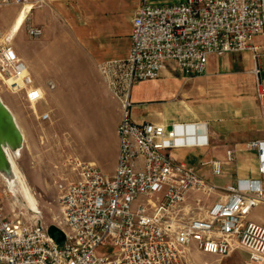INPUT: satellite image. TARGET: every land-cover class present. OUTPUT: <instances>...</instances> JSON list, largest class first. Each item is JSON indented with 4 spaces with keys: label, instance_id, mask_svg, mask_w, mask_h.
Instances as JSON below:
<instances>
[{
    "label": "built area",
    "instance_id": "built-area-1",
    "mask_svg": "<svg viewBox=\"0 0 264 264\" xmlns=\"http://www.w3.org/2000/svg\"><path fill=\"white\" fill-rule=\"evenodd\" d=\"M51 1L0 0V8L26 9L27 21L34 9ZM263 31L264 0H177L163 5L143 0L132 19L126 59L99 66L122 109L114 172L105 174L95 163L78 158L67 160L71 176L57 184V228L63 233L59 243L40 221L39 209H30L28 218L22 209L6 213L0 198V264H197L190 256L192 244L220 257L244 250L246 264H264V226L248 218L255 207L264 206L260 181L238 179L212 203L191 198L197 193L206 198L218 187L169 152L206 145L207 138L185 132L183 125L137 123L130 114L132 87L159 78L169 62L186 77L198 76L211 54L254 51L253 41ZM26 32L38 38L42 27L27 24ZM254 58L261 98L264 83L258 78L255 52ZM0 85L22 92L32 107L44 99L11 42L3 39ZM33 112L49 119L47 112ZM246 146L260 151L262 141ZM232 161L233 149H228L224 160L200 166L209 165L211 174L219 175L223 164ZM258 170L264 172L263 162ZM189 200L194 207L186 204Z\"/></svg>",
    "mask_w": 264,
    "mask_h": 264
},
{
    "label": "crops",
    "instance_id": "crops-1",
    "mask_svg": "<svg viewBox=\"0 0 264 264\" xmlns=\"http://www.w3.org/2000/svg\"><path fill=\"white\" fill-rule=\"evenodd\" d=\"M142 1L52 0L46 7L33 10L29 17L30 23L32 13L40 17L31 24L42 27V35L36 41L37 52L19 56L39 92L43 93L44 99L38 103H46L45 97L54 100L91 97L94 110L91 130L96 136L88 160L108 175L116 166L117 125L122 109L99 66L126 59L131 46L132 19ZM148 1L163 5L177 0ZM54 37L68 38L67 44L46 45ZM253 45L254 51L209 55L205 72L198 76L186 77L169 62L159 78L140 81L130 91V114L135 122L190 125L196 127L191 135L207 138L206 145L182 147L169 154L195 167L218 190L235 184L238 179L258 180L264 189V172L258 170L260 163H264V96L256 97L253 73L254 52L257 54L261 45L259 79L264 83V31L255 37ZM45 112L50 119L44 107L39 114ZM256 140L262 141L260 151L247 148L248 142ZM228 149H233L234 161L224 163L221 174L212 175L209 165L200 166L201 162L224 160ZM261 212L264 206L255 207L248 215L249 220L264 226Z\"/></svg>",
    "mask_w": 264,
    "mask_h": 264
},
{
    "label": "rangeland",
    "instance_id": "rangeland-1",
    "mask_svg": "<svg viewBox=\"0 0 264 264\" xmlns=\"http://www.w3.org/2000/svg\"><path fill=\"white\" fill-rule=\"evenodd\" d=\"M18 9L17 6L0 8V42L3 39L4 29L9 25ZM34 13H32L31 23L32 15L29 16V20L25 21L22 29L11 42V46L18 56L20 54L25 56L28 52L36 53L38 50L39 44L36 42L39 41L38 38H32L26 32V25L32 24L40 18ZM67 41L68 38L61 40L60 37H54L50 38L46 45L67 44ZM259 49H257L259 57L257 68L260 71L259 61L260 59L262 61L263 55L258 53ZM38 92L39 90L36 93ZM255 94L258 97L256 92ZM0 96L16 115L23 131L24 143L17 164L30 192L37 201V210L40 211L38 217L44 226L58 227L57 184L62 177L71 176L67 160L78 158L89 161L88 156L91 154V146L96 136L91 130L94 121L91 117L94 111L91 97H59L56 100L45 97L46 103L42 101L32 107L24 101L22 92H10L2 85H0ZM103 103L105 104V101ZM43 107L50 113L49 120H41L34 116L33 110L37 115H40L39 111L41 112ZM21 192V188L19 191H8L0 179V198L5 212L11 214L14 210V213H17L22 209L25 217L28 218L33 213L29 210V204L24 201ZM222 193V190L212 191L206 198L197 193L193 194L191 198H201V200H205V203H210V200L216 196L219 197V194ZM186 204L194 207L190 200ZM261 215L264 216V212H261ZM190 256L192 261L197 264H246L248 261V255L244 250L238 249L227 256L220 257L202 253L196 250L194 244L190 247Z\"/></svg>",
    "mask_w": 264,
    "mask_h": 264
},
{
    "label": "bare ground",
    "instance_id": "bare-ground-1",
    "mask_svg": "<svg viewBox=\"0 0 264 264\" xmlns=\"http://www.w3.org/2000/svg\"><path fill=\"white\" fill-rule=\"evenodd\" d=\"M25 19L26 9L19 10L10 26L4 32V41L12 42V39ZM0 101L6 109L5 114L0 119V146L2 151L6 154V159L8 161V169L0 167V179L8 191H19L21 188V193L25 199L24 201H27L29 204V210H37V201L30 192L24 175L17 164V160L21 157V149L24 143L23 131L21 130L14 112H12L9 106L1 99V96ZM195 128L196 127L190 125L183 126L184 131L189 134L195 131Z\"/></svg>",
    "mask_w": 264,
    "mask_h": 264
},
{
    "label": "water",
    "instance_id": "water-1",
    "mask_svg": "<svg viewBox=\"0 0 264 264\" xmlns=\"http://www.w3.org/2000/svg\"><path fill=\"white\" fill-rule=\"evenodd\" d=\"M5 112H6V109L0 101V119L5 114ZM168 128H170V127H168ZM7 164H8V161L6 159V154L2 151L1 146H0V167H5L8 169ZM47 230L51 236L55 237V239L58 243L63 240V233L59 228H57L55 226H49Z\"/></svg>",
    "mask_w": 264,
    "mask_h": 264
}]
</instances>
